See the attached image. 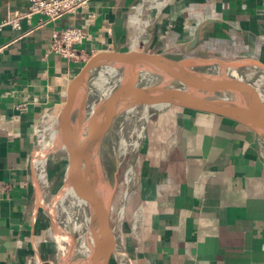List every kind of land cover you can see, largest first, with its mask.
<instances>
[{"label": "crops", "instance_id": "obj_1", "mask_svg": "<svg viewBox=\"0 0 264 264\" xmlns=\"http://www.w3.org/2000/svg\"><path fill=\"white\" fill-rule=\"evenodd\" d=\"M26 3L0 0V20ZM66 26L87 32L77 48L89 55L118 42L119 50L177 58L198 32L200 43L190 52L249 63L244 71L260 75L264 90V71L252 63L264 64V0H88L53 22L34 14L20 30L4 27L0 264H36V253L44 255L46 221L36 205L31 161L44 117L57 111L80 68L49 52L52 31ZM213 116L169 105L148 120L120 226L113 223L120 257L111 264H264L261 142L249 129Z\"/></svg>", "mask_w": 264, "mask_h": 264}, {"label": "water", "instance_id": "obj_2", "mask_svg": "<svg viewBox=\"0 0 264 264\" xmlns=\"http://www.w3.org/2000/svg\"><path fill=\"white\" fill-rule=\"evenodd\" d=\"M199 43V33L196 32L188 44V52L172 58L145 50L121 51L118 42H114L111 49L98 50L90 55L69 80L62 104L57 111L50 113L51 121L57 116V135L62 149L55 151L63 152L64 168L54 190L46 199L41 193L46 170L42 177L36 164L42 148L37 147L39 140L31 161L36 205L40 207L46 221L43 241L48 264H63L60 249L54 239V229L64 213L70 210L72 196L84 195L87 190L94 199L92 213L87 218L84 230L95 243L90 253L91 264H109L111 255L115 256L117 243L110 225L111 205L81 176L87 173L96 150L113 136L130 111L163 103L210 113L214 118L236 123L252 131L261 142L264 152L262 85L256 76L244 71L247 63L241 59L229 60L211 54L190 52ZM118 63L122 65L120 71L125 73L126 78L113 82L107 93L102 94L106 98L98 102L100 90L89 87L90 76L104 67ZM252 63L264 71V64L257 61ZM210 67L223 73L221 79L210 76ZM214 91L220 94L231 92L235 97L233 100L215 98ZM55 151L45 154V164L47 155ZM35 260L36 264L44 262L38 253Z\"/></svg>", "mask_w": 264, "mask_h": 264}, {"label": "bare ground", "instance_id": "obj_3", "mask_svg": "<svg viewBox=\"0 0 264 264\" xmlns=\"http://www.w3.org/2000/svg\"><path fill=\"white\" fill-rule=\"evenodd\" d=\"M134 20H136V18H131V22L132 21L134 22ZM121 68L122 65L118 63L116 65H110L104 67L99 71H97L98 74H96L97 78L94 81L95 85L93 87L97 88L98 91L100 90L101 95L97 99L98 102L103 101L106 98V96L102 94L107 93L113 82H115L117 79L120 78L121 79L126 78L125 73H122L120 71ZM208 73L213 79H219V78L221 79L220 76L223 74L220 70L214 67H210L208 69ZM213 97L221 98V99L224 98L226 100H233L235 95L231 92H225L220 94V92L214 91ZM158 106L166 109L167 106L169 105L162 103ZM147 109L148 107L132 110L128 114H126L125 118L131 115V113H133L134 111H138V110H140V112L143 113L142 115H144L145 117V115L147 114ZM50 116L51 115L49 113L47 114L46 117H44L43 126L40 129V133H39V139L42 142V148L38 154L37 157L38 160L36 161V164L38 168V173L41 174L42 177L45 176V154L48 151H55L57 149H62V146L58 140V135H57L58 133L56 126L57 116H55L52 121L50 120ZM113 136L108 138V140L104 143V145L96 150V153L92 158L93 161L89 165V169L87 170V173L85 174V176L82 175L81 177H84V182L91 183L93 185V188L100 194V196H102L105 201H108L110 203L111 207L113 206V203L117 204L114 222L117 225V227H119L120 226L119 217H121L119 216L120 215L119 208H121L122 210V205L124 202L126 191L124 193L125 188H123L121 192L117 193V190L120 187V185L118 184V178H119L118 169H117L118 166L116 163V159H114V153H113L114 152ZM123 138H124L123 134L120 133V141H122ZM121 146L126 148V146L123 143H121ZM129 163H130V159L127 160V164ZM110 176H112L111 183L109 182ZM115 192L117 193V195L116 194L114 195ZM93 203H94V199L92 193H90V191L87 190V193H85L84 195L77 196L74 194L72 196L70 210H74L73 212L76 213V217L78 220H80V217H82L81 215H83L87 221L88 216L91 215L92 213ZM70 210L64 213V215L62 216V218L60 219V221L58 222V224L54 229V239L56 245L60 249V256L62 262L63 264H90V260H91L90 253H91V249L95 247V243L93 242V239L91 240L89 238V236L86 234L85 231L81 235L76 234V232L73 229V226L71 225L72 219H71ZM68 227L70 228L64 231L65 228ZM115 227L113 229V235L117 243L116 245H118L120 234L115 229Z\"/></svg>", "mask_w": 264, "mask_h": 264}, {"label": "rangeland", "instance_id": "obj_4", "mask_svg": "<svg viewBox=\"0 0 264 264\" xmlns=\"http://www.w3.org/2000/svg\"><path fill=\"white\" fill-rule=\"evenodd\" d=\"M130 50V49H128ZM121 51H127V50H121ZM135 51H139L138 49H135ZM99 71V70H98ZM96 74L97 72L89 79V87H93L94 81L97 78ZM256 77L260 76L255 74ZM263 76V75H262ZM164 108H160L159 106H152L148 107L147 109V114L142 115L143 113L138 111H134L131 113V115L127 116L121 123L118 125L115 133L113 134L114 139H113V153H114V159H116V163L118 166V184L120 187L117 190L118 192H121L123 188L124 193L125 191H128V189L131 188L129 187L128 184L130 185V180H132V175H133V169L136 166V157L138 154V151H140L141 147V142H144V138L146 135V130L148 128V120H155L156 117L159 115V113L163 112ZM152 120V121H153ZM43 126V124H42ZM42 128V127H41ZM120 133L123 134V139L120 141ZM39 144L38 148L42 146L41 140L38 138ZM123 143L126 148L121 146V143ZM62 154L63 152L61 150L49 153L46 157V164H45V170H46V179H48V184L46 183V180L42 182L41 188L43 191H45V197L43 196L44 199L54 190V186L56 182L58 181V178L60 177L62 170L64 168L63 164V159H62ZM130 159V163L127 164V160ZM109 182H112V176L109 177ZM46 183V184H45ZM45 184V185H44ZM41 189V190H42ZM131 192V190H130ZM42 193V191H41ZM117 193L115 192L114 195ZM116 208L117 204L113 203V206L111 207L110 211V225L114 229V220H115V215H116ZM120 209V208H119ZM74 210H70L71 213V219L72 223L71 225L73 226L74 231L76 232L77 235H81L84 233L85 227H86V219L83 215L80 217V220L77 219L76 213L73 212ZM121 218V217H120ZM71 226V227H72ZM70 227H68L69 229ZM94 249V248H93ZM44 251V250H43ZM117 252V251H116ZM119 252H122L120 249ZM115 256H119L118 252ZM111 259H113V256L111 255ZM120 257V256H119ZM43 258V259H42ZM42 260L44 261L42 264H48L47 263V255L44 251V255H42ZM111 259H109V264H111ZM92 259L90 260L91 264Z\"/></svg>", "mask_w": 264, "mask_h": 264}, {"label": "built area", "instance_id": "obj_5", "mask_svg": "<svg viewBox=\"0 0 264 264\" xmlns=\"http://www.w3.org/2000/svg\"><path fill=\"white\" fill-rule=\"evenodd\" d=\"M88 0H27L24 10L0 20V31L9 26L13 30H20L22 23L29 21L32 15L39 14L44 22H53L77 8L85 5ZM42 23L40 22L38 26ZM89 38L87 32L79 26H66L53 30L50 36L49 52L59 56L68 63L80 64L90 57L88 51L77 48Z\"/></svg>", "mask_w": 264, "mask_h": 264}]
</instances>
